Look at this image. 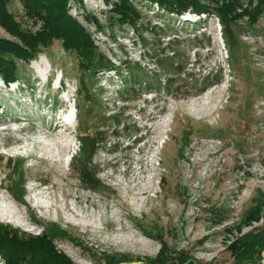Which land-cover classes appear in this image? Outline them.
<instances>
[{"label":"rangeland","instance_id":"374dc122","mask_svg":"<svg viewBox=\"0 0 264 264\" xmlns=\"http://www.w3.org/2000/svg\"><path fill=\"white\" fill-rule=\"evenodd\" d=\"M122 2L67 0L111 68H80L53 40L15 83L0 78V205L19 211L0 210V231L48 234L74 264H236L233 242L264 232V12L243 0L225 39L214 14L128 0L121 17ZM6 6L41 28L21 0ZM60 117L68 130L51 133Z\"/></svg>","mask_w":264,"mask_h":264},{"label":"trees","instance_id":"16d2710c","mask_svg":"<svg viewBox=\"0 0 264 264\" xmlns=\"http://www.w3.org/2000/svg\"><path fill=\"white\" fill-rule=\"evenodd\" d=\"M77 1L81 3V0ZM145 1L156 3L160 8L176 15H181L183 12L207 14L208 16L214 14L223 26L225 39L229 37L228 22L235 20L239 15L236 10H247L242 8L243 0ZM255 1L256 6L250 11L254 19L264 12V0ZM7 2L8 0H0V25L15 40L0 37V78L5 84L17 81L18 61L29 63L42 48L50 46L53 40H61L65 50L75 52L80 68H88L92 73L99 72L103 68H111V65L99 64L96 60L95 45L88 33L66 12L67 0H21L28 17H39L43 21L41 28L36 32L22 28L20 22L16 21L7 10ZM250 2L252 3V0ZM129 7L128 0H123L118 6L116 5L115 10L119 11L121 17H124ZM128 18L129 21L133 20L134 25L138 20V18ZM81 139V157L91 159L97 140L88 135ZM13 173L17 172L13 171ZM84 173L86 174V171H83V177ZM20 175L22 177V173ZM82 176L80 179L86 182ZM47 236L49 235L35 236L27 242L19 241L16 236L15 242L10 243L7 234L0 231V257L4 259L5 264H21L23 261H28L29 264H74L62 253L53 249L51 243L46 240ZM232 246L241 249V253L235 255L236 264L260 263L264 251V232L257 234L247 232L237 238ZM184 262L186 261L183 260Z\"/></svg>","mask_w":264,"mask_h":264},{"label":"bare ground","instance_id":"6f19581e","mask_svg":"<svg viewBox=\"0 0 264 264\" xmlns=\"http://www.w3.org/2000/svg\"><path fill=\"white\" fill-rule=\"evenodd\" d=\"M35 66H38V64H34ZM2 83H4V82H2ZM12 83H15V82H12ZM8 84H10V83H8ZM3 85H5V83L3 84ZM2 86V85H1ZM60 119L61 120H58L57 121V124L55 125V127H51V128H49V131L52 133V132H54L56 129H57V127H59V126H61L62 128H63V130H68V127H65V126H63V125H61V122H62V120H64L62 117H60ZM66 121V120H65ZM66 124V123H65ZM132 191V190H131ZM147 191H148V187H144V188H142L141 189V192H139L140 194H146L147 193ZM133 200H130L129 201V204L132 206V207H134V197L132 198ZM0 210L1 211H4L5 212V214H6V216H10V215H13L14 213H16V212H18L19 213V211H17L16 210V208H14V206H3V205H0Z\"/></svg>","mask_w":264,"mask_h":264},{"label":"water","instance_id":"95a60500","mask_svg":"<svg viewBox=\"0 0 264 264\" xmlns=\"http://www.w3.org/2000/svg\"><path fill=\"white\" fill-rule=\"evenodd\" d=\"M125 264H145V263L138 262V263H125ZM184 264H195V263L193 260H187ZM261 264H264V251L262 252Z\"/></svg>","mask_w":264,"mask_h":264}]
</instances>
